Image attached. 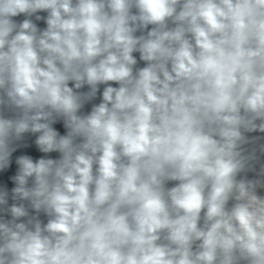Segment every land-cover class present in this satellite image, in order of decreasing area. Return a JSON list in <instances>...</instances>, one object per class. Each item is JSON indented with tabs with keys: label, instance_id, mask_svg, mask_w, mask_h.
I'll return each mask as SVG.
<instances>
[{
	"label": "clouds",
	"instance_id": "obj_1",
	"mask_svg": "<svg viewBox=\"0 0 264 264\" xmlns=\"http://www.w3.org/2000/svg\"><path fill=\"white\" fill-rule=\"evenodd\" d=\"M0 264H264V0H0Z\"/></svg>",
	"mask_w": 264,
	"mask_h": 264
}]
</instances>
